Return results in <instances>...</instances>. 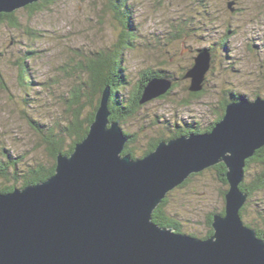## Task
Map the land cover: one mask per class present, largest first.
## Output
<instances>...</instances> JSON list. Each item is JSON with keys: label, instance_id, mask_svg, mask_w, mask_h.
<instances>
[{"label": "water", "instance_id": "water-1", "mask_svg": "<svg viewBox=\"0 0 264 264\" xmlns=\"http://www.w3.org/2000/svg\"><path fill=\"white\" fill-rule=\"evenodd\" d=\"M35 1L0 0V13ZM210 60L208 50L194 56L184 74L190 91L202 89ZM171 84L150 79L140 102ZM109 99L107 86L87 134L70 154L56 155L51 176L0 193V264H264V239L241 219L239 188L246 159L264 145V97L230 102L211 131L161 140L136 158L122 154L129 138L110 120ZM219 162L229 187L211 235L152 220L171 189Z\"/></svg>", "mask_w": 264, "mask_h": 264}, {"label": "rangeland", "instance_id": "rangeland-1", "mask_svg": "<svg viewBox=\"0 0 264 264\" xmlns=\"http://www.w3.org/2000/svg\"><path fill=\"white\" fill-rule=\"evenodd\" d=\"M126 1L132 6L135 27L133 39L123 50L127 90L133 92L142 74L150 69H163L178 82L172 95L144 101L146 104L126 121L123 129L134 135L139 145L147 144L163 126L170 128L174 123L192 121L204 127L215 118L213 110L219 106L224 89L247 97L254 91L264 92V0ZM107 2L57 0L43 9L19 8L15 16L23 30L0 22V149L12 157H21V169L26 164L52 162L42 136L24 114L54 131L56 126L66 125L73 110L64 98L87 77L79 70V64H86L92 53L119 39L121 26L107 9ZM181 25L188 32L181 31ZM30 30L36 35H29L26 31ZM173 32L180 36L171 37ZM205 45L221 60L215 58L213 70L205 74L202 97L183 104L175 95L179 92L186 96L189 78L181 77L183 67H188L198 48ZM26 51L30 52L25 58L33 83L23 88L19 85L16 61ZM23 97L27 100L23 101ZM89 111L90 107L83 104L81 116L86 117ZM155 120L162 126L154 125ZM64 140L65 145L70 142L69 137ZM261 166L257 162L251 164L254 172L261 171ZM223 187L207 169L185 185L171 189L164 208L186 233L201 236L207 230V215L224 205L220 193ZM248 219H252L251 213Z\"/></svg>", "mask_w": 264, "mask_h": 264}, {"label": "trees", "instance_id": "trees-1", "mask_svg": "<svg viewBox=\"0 0 264 264\" xmlns=\"http://www.w3.org/2000/svg\"><path fill=\"white\" fill-rule=\"evenodd\" d=\"M56 1L57 0H38L21 8L34 10L40 7L41 9H43L50 4L55 3ZM107 9L114 15V18L120 24L119 26H121L120 37L112 44V46L105 48L104 50L92 53L89 56L86 64H79V70L86 73L87 77L81 80V82L77 85L76 91H73L74 93H72L70 96L67 95V97L64 98V103L69 105L71 111L73 110L70 114V117L68 118L67 124L63 125L62 127L56 126V131H54L53 127H45L38 121L32 119V117H28V115L24 114L25 118L28 119L34 131L42 136V139L52 156V162L46 164H26L24 169H21L19 165L21 157H12V155H8V151L4 148L0 149V193L9 192L18 184L20 185V187H24L29 184H35L44 181L54 173L56 155L59 152L63 154H70L73 151L74 145L81 141L87 134L89 125L94 119L95 111L99 105L100 97L105 87L109 86L110 88L109 107L112 112L110 120L118 119L120 121L121 127H124L129 117L137 113L138 109L146 104V102H140V100L142 98L144 87L150 79L167 78L171 80V87L167 92L159 96L172 95V90L178 87V82H174V80L171 79L172 77L170 73H167L163 69H150L149 72L142 74V79L137 84L136 89L133 92L127 90L129 82L127 68L124 65L123 50L130 44L131 40L133 39L132 37L135 35V27L132 25V6L128 4V1L126 0H108ZM18 10L19 9L7 13H0V22H4L11 28L22 29L15 16ZM207 14L208 12L203 16H207ZM179 28H181L180 30L183 32H188L185 31L184 25H181V27ZM26 32L29 35H36L37 33L36 31L32 30ZM170 36H180V33L177 32L174 34L173 32L170 33ZM202 50H208L211 53L210 67L207 72L209 70L212 71V68L214 66L213 61H215V58H219V56L217 53L214 54L213 49L208 45L198 48V51ZM29 54L30 52L26 51L25 56L23 55L24 57L18 58L16 61L18 68L19 85L23 88H28L30 84L33 83L28 73L29 70L25 58L28 57ZM254 56L256 57V53ZM262 60L264 61V59ZM192 64L193 61L188 67H183L184 74L186 69L189 68ZM184 74H181L182 78H184ZM205 81L206 79L204 77L203 87L201 90L190 91V83H188L185 85L186 96L179 95V92L175 93V95L177 96V98H180L182 100L183 104L187 105L191 102H194L197 99L201 98L204 94ZM227 92L225 91V89L222 90V97L219 101V106L213 110V112H215V118L210 120L209 123H206L204 127H199L195 122L193 123L192 121L191 123H185L184 125L179 123H174L171 125L168 124L171 126L170 128H163V126L161 132L148 140L147 144L145 145H139L138 139L134 135L124 130L129 139L122 151V154H129L133 158L142 157L151 152L161 140H167L173 136L186 134L190 131L196 133L209 132L211 131L214 124L222 117L225 106L228 103L238 101L241 98H245L246 100L251 101L257 97H264V92L262 91H254L249 97L242 95L238 91ZM83 97L86 98L85 101L83 100ZM92 99L94 101H92ZM22 100L26 101L27 99L23 97ZM83 104H87L90 107L88 115L84 118L80 113ZM155 121L156 123L154 125H161V123H158L157 120ZM65 137L70 138V142L66 143V145L64 140ZM256 162L262 165L261 171L259 172H254V168L251 167V164H255ZM207 169H211L213 178L220 185H222V187L224 186L223 190L220 193L223 202L225 203L224 196L229 185L226 179V165L223 162H219L215 165L207 167L206 169L201 170L197 173L190 174V176L178 186L185 185L186 182H188V180L194 175L202 174ZM2 179H7V183L2 182ZM239 188L246 194V201L240 208L241 219L245 222L246 225L255 230L258 237L264 238V145L256 149L255 153L246 159L243 169V180L239 183ZM260 193L261 196H259ZM166 202L167 195L153 210L152 220L159 225L172 227L176 232L186 233V230L179 223L176 217L169 214L165 210L164 205ZM216 211L224 212V205L221 209L215 211L212 210L210 214L207 215V218L205 220L207 230L201 236L207 237L213 233L211 222L212 215ZM250 213L252 214V219H248ZM191 234L196 235L194 233Z\"/></svg>", "mask_w": 264, "mask_h": 264}, {"label": "flooded vegetation", "instance_id": "flooded-vegetation-1", "mask_svg": "<svg viewBox=\"0 0 264 264\" xmlns=\"http://www.w3.org/2000/svg\"><path fill=\"white\" fill-rule=\"evenodd\" d=\"M255 159V158H254ZM264 226V225H263ZM264 239V238H263Z\"/></svg>", "mask_w": 264, "mask_h": 264}]
</instances>
